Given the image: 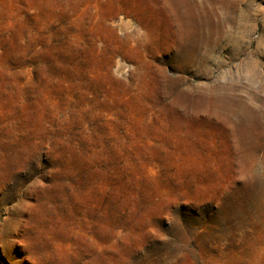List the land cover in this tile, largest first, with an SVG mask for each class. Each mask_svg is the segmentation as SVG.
Listing matches in <instances>:
<instances>
[{"label": "rangeland", "instance_id": "374dc122", "mask_svg": "<svg viewBox=\"0 0 264 264\" xmlns=\"http://www.w3.org/2000/svg\"><path fill=\"white\" fill-rule=\"evenodd\" d=\"M0 264H264V0H0Z\"/></svg>", "mask_w": 264, "mask_h": 264}]
</instances>
